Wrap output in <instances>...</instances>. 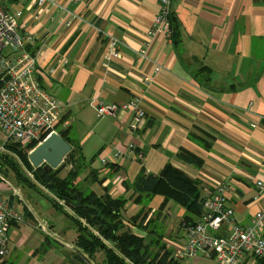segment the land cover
Returning <instances> with one entry per match:
<instances>
[{
	"label": "crops",
	"instance_id": "0c3cea01",
	"mask_svg": "<svg viewBox=\"0 0 264 264\" xmlns=\"http://www.w3.org/2000/svg\"><path fill=\"white\" fill-rule=\"evenodd\" d=\"M7 3L24 11L21 23L33 40L29 49L38 55L37 79L64 106L61 129L71 127L83 154L94 158L81 174L85 179L96 171L98 180L91 189L99 195L105 189L114 197L127 195L125 182L133 183L143 166L158 174L170 162L201 180L205 191L230 181L228 199L236 219L250 223L264 206V193L258 201L253 199L258 193L255 181L264 178V0H173L180 31L177 44L163 33L148 34L160 0ZM111 47L117 55L110 54ZM158 65L174 76L157 72ZM134 98L143 116L133 106L98 114L100 100L125 105ZM180 147L202 157L203 165L179 160ZM119 151L122 155L114 158ZM103 157L111 158L107 165ZM0 184L23 216L9 229V250L0 264L13 251H20L21 264L51 263L50 250L61 236L57 224L64 223L56 212L59 208L36 189L1 179ZM162 202L160 195L153 199L149 216L164 231L166 223L168 232L162 238L172 249L183 241L186 209L169 201L159 211ZM139 208L129 201L125 215L133 216ZM177 209L181 219L175 222ZM40 223L48 230L39 232ZM70 225L76 231L70 247H75L78 231L73 221ZM132 230L147 242L154 237L136 226ZM71 249L65 251L70 258Z\"/></svg>",
	"mask_w": 264,
	"mask_h": 264
},
{
	"label": "built area",
	"instance_id": "2783aa9c",
	"mask_svg": "<svg viewBox=\"0 0 264 264\" xmlns=\"http://www.w3.org/2000/svg\"><path fill=\"white\" fill-rule=\"evenodd\" d=\"M173 0H160V11L155 18L149 36L160 32L171 38L170 13ZM34 5L43 6L57 0H32ZM23 9L12 8L7 0H0V130L6 135L7 143L15 142L22 148L41 143L53 132L65 126L62 122V101L46 91L37 79L38 55L28 45L33 42L24 31L21 20ZM38 16V15H37ZM115 42H113L114 44ZM141 50V54H144ZM111 55H117L114 47ZM157 72L173 77L164 66L158 65ZM149 78H146L148 80ZM138 99L128 104L117 105L100 100L98 114L114 113L120 108L133 106L139 116ZM32 150V149H31ZM136 151L134 143L129 152ZM122 152H115L119 157ZM111 158L103 157L107 165ZM264 160V157H263ZM258 193L253 197L258 201L264 193V178L255 181ZM232 189L230 181L220 183L215 190L204 189L203 213L194 222L183 223V241L170 249L169 260L181 261L203 255L220 264H262L264 261V206L252 215L248 225L237 221L235 208L228 199ZM23 221L22 214L3 195L0 184V256L9 250V229L13 222Z\"/></svg>",
	"mask_w": 264,
	"mask_h": 264
},
{
	"label": "trees",
	"instance_id": "16d2710c",
	"mask_svg": "<svg viewBox=\"0 0 264 264\" xmlns=\"http://www.w3.org/2000/svg\"><path fill=\"white\" fill-rule=\"evenodd\" d=\"M169 19L171 40L177 44L180 36L179 22L173 11ZM59 133L71 144L72 149L56 169L32 165L29 152L35 143L22 148L12 142L7 143L6 147L15 153L34 179L53 194L48 196L53 205L63 209L75 223L78 235L74 245L78 253L73 258L67 254L64 264L178 263L168 258L170 249L163 242L162 227L157 226L153 217L149 216L152 211L150 204L157 195L162 196L163 202L159 208L162 211L169 201H175L186 209L184 222H194L204 210L202 181L192 178L169 162L158 174L148 172L143 166L133 183L125 182V190L129 193L127 195L114 197L106 189L105 193L99 195L90 187L98 180L96 171L93 170L85 179L81 178L82 172L93 163L94 158L87 159L83 154L71 127L62 128ZM199 143L212 148L208 142ZM177 158L195 167H201L204 163L202 157L185 147L179 148ZM3 162L12 166L17 177L24 180L23 183L39 190L26 174L23 175L17 162H12L7 153L1 152L0 163ZM129 201L140 205V208L133 216L127 217L125 211ZM132 226L153 233L154 237L147 242L145 237L133 232ZM98 253L103 254L102 259L97 260Z\"/></svg>",
	"mask_w": 264,
	"mask_h": 264
},
{
	"label": "rangeland",
	"instance_id": "374dc122",
	"mask_svg": "<svg viewBox=\"0 0 264 264\" xmlns=\"http://www.w3.org/2000/svg\"><path fill=\"white\" fill-rule=\"evenodd\" d=\"M6 138H7L6 135L0 130V153L1 152L7 153L8 156L12 159V162H14V163L17 162L18 168L24 172L23 175L26 174V176L29 177L32 180V182L35 183L36 186L39 187V190L38 189H36V190L42 192L47 197L53 196V194L47 188H45L43 185H41L39 182H37L34 179L32 174L30 172H28L26 167H24V165L22 164V162L19 161V159L15 155V153L13 151L9 150L8 147L4 146ZM0 179H1V181H7L10 184L12 183L13 185H15L17 187H20V186L23 187L24 186V187H26L27 190L28 189H35V188L31 187L30 185H28L27 183H23L24 180L19 179L17 177V175L15 174V171L13 170L12 166L9 167L5 162L0 163ZM56 212L60 218H64L63 219L64 223L63 224H61V223L57 224V227L59 228L58 229L59 231L57 230V232H58V234H59V232H61V236L60 235L58 236V243L55 246H52V248L50 250V251H52V254L48 257V258H51L54 256L55 257V258L53 257L54 262L51 260L52 262L48 263V264H52V263L60 264L65 258H67L65 251L67 250L68 247L72 248L70 250V254L73 253V257H75L76 254L78 253L75 250V247H72V246L70 247V245H72V243L74 242V239L76 236L75 227H71V225H70L72 222V221H70L71 219L66 217L65 212L63 210L57 209ZM172 219L175 222H177V220L181 219V215H179L178 209L174 211ZM65 222H66V224H65ZM179 225H180V222L177 223L176 224L177 227L176 226L175 227L178 229ZM23 227H24V225L19 226V228H23ZM36 227L38 228L39 232L40 231L45 232L46 230H48V227H45V224L40 223ZM13 228L14 227H12V230H13ZM164 228H165V231L163 229L161 230V231H163L162 232L163 236H165V234H167V232H168L167 231L168 227L166 226V223L164 224ZM31 230H33L35 233L39 234L38 231H36L34 229H31ZM22 250H24V248H22ZM19 254H20V251L18 253L13 251L9 255L7 262H5L3 264H14V263L15 264H21V261L19 259ZM4 257H6V255ZM73 257H71V258H73ZM96 258H97V260L102 259L103 254L98 253L96 255ZM175 264H220V263H218L214 259L207 258V257L200 254L196 257L183 259L181 261H178V263H175Z\"/></svg>",
	"mask_w": 264,
	"mask_h": 264
},
{
	"label": "water",
	"instance_id": "95a60500",
	"mask_svg": "<svg viewBox=\"0 0 264 264\" xmlns=\"http://www.w3.org/2000/svg\"><path fill=\"white\" fill-rule=\"evenodd\" d=\"M71 144L60 133L53 132L29 152V160L34 167L45 165L56 169L64 162L71 151Z\"/></svg>",
	"mask_w": 264,
	"mask_h": 264
}]
</instances>
